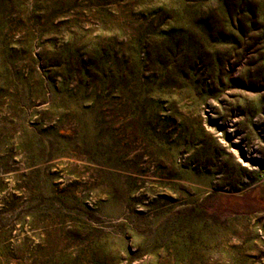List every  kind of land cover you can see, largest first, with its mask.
I'll use <instances>...</instances> for the list:
<instances>
[{"label":"rangeland","instance_id":"374dc122","mask_svg":"<svg viewBox=\"0 0 264 264\" xmlns=\"http://www.w3.org/2000/svg\"><path fill=\"white\" fill-rule=\"evenodd\" d=\"M0 264H264V0H0Z\"/></svg>","mask_w":264,"mask_h":264}]
</instances>
